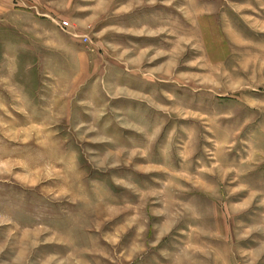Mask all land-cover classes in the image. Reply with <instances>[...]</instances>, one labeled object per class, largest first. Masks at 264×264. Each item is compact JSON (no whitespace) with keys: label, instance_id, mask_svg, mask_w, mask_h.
<instances>
[{"label":"rangeland","instance_id":"obj_1","mask_svg":"<svg viewBox=\"0 0 264 264\" xmlns=\"http://www.w3.org/2000/svg\"><path fill=\"white\" fill-rule=\"evenodd\" d=\"M0 264H264V0H0Z\"/></svg>","mask_w":264,"mask_h":264}]
</instances>
